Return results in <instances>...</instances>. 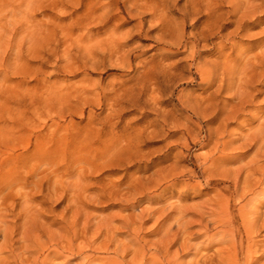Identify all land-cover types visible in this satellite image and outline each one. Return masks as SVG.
Returning a JSON list of instances; mask_svg holds the SVG:
<instances>
[{
	"label": "rangeland",
	"instance_id": "1",
	"mask_svg": "<svg viewBox=\"0 0 264 264\" xmlns=\"http://www.w3.org/2000/svg\"><path fill=\"white\" fill-rule=\"evenodd\" d=\"M213 4L210 21L204 11L195 14L196 0H0V142L15 148L25 166L45 163L44 175L55 169L61 177L70 173L68 182L81 179V221L89 222V236L96 223L111 219L115 227L105 234L124 240L121 221L145 208L138 235L150 244L156 217L165 218V208L178 200L191 212H206L215 202L221 212L228 202L239 226L244 174L238 190L234 180L254 148L216 152L219 119H199L196 107L216 90L226 57H252L263 48L264 2L240 31L228 24L232 17L221 16L224 0ZM215 65L216 81L210 76ZM262 75L250 88L252 103L226 128L235 146L264 118ZM230 93L217 94V102ZM131 181L139 200L130 206L132 195L114 185ZM69 195L53 202L37 195L47 222L64 213L71 218L72 210L64 211ZM148 209L157 214L148 216Z\"/></svg>",
	"mask_w": 264,
	"mask_h": 264
},
{
	"label": "bare ground",
	"instance_id": "2",
	"mask_svg": "<svg viewBox=\"0 0 264 264\" xmlns=\"http://www.w3.org/2000/svg\"><path fill=\"white\" fill-rule=\"evenodd\" d=\"M196 1L198 8L195 14L204 11V16L211 21L214 0ZM224 2L227 11L221 16L232 17L233 20L228 24L234 23L237 30L245 22L244 18L256 13L261 14L264 0H224ZM257 19L255 18L254 22H258ZM208 34L213 35L210 30ZM189 49L193 47L190 46ZM222 63L224 66L221 67L224 68L221 69L220 83L214 92L202 99L203 105L196 107V116L201 120L206 119L210 124L214 123L216 118L219 119L218 126L214 130L216 152L224 153L228 150L236 152L242 148L249 147V150L254 148L249 160L238 168L234 180V189H237L238 178L244 174L242 195L239 197L243 198V205L238 207L239 226H234V220L228 212V202L223 203L224 209L221 207L223 209L221 212L216 208V202L212 208L207 207L211 203L206 204V212H191V208L181 206L178 200L179 203L177 202L176 205L165 208L167 211L169 209V214L167 211L164 212L165 215L168 214L165 218H162L164 214H159L163 220L170 217L171 221L167 225L163 220L159 221L161 218L156 217L157 237L149 241V245L138 235L144 226L145 208L137 215L121 221L125 228L124 240H117L114 231L108 236L105 234L110 228L115 227L113 223H111L113 227L110 226L111 219L103 220L102 223L95 222L96 230H93L95 235L91 233L89 236L88 229L91 228L89 222L86 219L81 221L82 215H86L85 209L80 204L84 194L80 191L81 179V182H68L65 176L70 173L67 172L64 178L63 175L59 176L55 169L51 171V177L47 176V173L44 175V170L41 169L46 166L45 163L37 161L36 166H25V163L18 161L21 155H15V148L0 142V264H57L58 259H64V262L58 264H72L75 256L80 258L78 264H264V210H260L264 206V164H262L264 163V118L257 127L248 129L247 134L239 138H242L241 144L235 146L237 139L231 140L230 136L226 139L227 126L243 114L246 106L249 105L248 102L252 103L253 94L251 95L250 90L257 86L254 85L255 81L262 78L261 72L264 71V46L252 57L239 54L233 59L226 57ZM6 71L7 69L4 68L3 72ZM211 71L210 76L212 75L216 81V65ZM207 82L209 86L213 84L211 79ZM259 85L261 87V84ZM224 90L231 92L227 101L234 99V106L229 107L227 101L217 102L216 95ZM225 139L227 141H224ZM134 184V181H131L127 186L125 185L126 187L114 185L115 191H124L128 196L132 195L130 206L139 200L137 195L134 196L137 194ZM105 188L109 187L105 185L100 189V195L106 191ZM67 193H70V199L64 211L71 209L72 211L69 210L72 212L71 218L66 217L64 213L58 216L57 220L47 222L43 217L46 211L40 206L42 202L36 200L37 195L45 202L47 200L53 202L60 200ZM154 214H157L154 209H148V216ZM103 230L104 242L97 237ZM95 238L102 244L95 245L98 242ZM176 245L177 248L172 250ZM215 247L211 254L204 252ZM184 256H187L186 260H181Z\"/></svg>",
	"mask_w": 264,
	"mask_h": 264
}]
</instances>
